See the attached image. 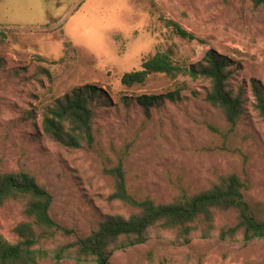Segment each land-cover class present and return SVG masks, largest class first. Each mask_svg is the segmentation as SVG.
<instances>
[{"label":"rangeland","instance_id":"rangeland-1","mask_svg":"<svg viewBox=\"0 0 264 264\" xmlns=\"http://www.w3.org/2000/svg\"><path fill=\"white\" fill-rule=\"evenodd\" d=\"M210 49L232 60L233 87H246L235 125L204 99L203 79L153 73L133 86L121 81L157 52L172 51L175 62L190 66ZM252 79L264 85V5L255 0H0L2 170L35 176L53 196L52 218L80 235L109 215L135 211L112 198L119 164L137 198L169 203L237 173L248 180L245 196L264 202V119ZM85 84L103 88L111 103L99 109L93 145L63 147L45 134L43 112ZM170 92L180 97L153 107L151 116L136 102ZM24 219L23 202H5L0 232L16 241L13 229ZM236 222L235 212L218 211L213 235L203 237L200 226L183 244L176 230L156 226L144 244L115 251L110 264H264V238L218 237L219 228ZM65 241L58 236L46 246ZM36 264L93 263H58L50 254Z\"/></svg>","mask_w":264,"mask_h":264},{"label":"trees","instance_id":"trees-1","mask_svg":"<svg viewBox=\"0 0 264 264\" xmlns=\"http://www.w3.org/2000/svg\"><path fill=\"white\" fill-rule=\"evenodd\" d=\"M255 3L264 5V0H255ZM171 23L182 37L194 39V35L179 23ZM153 73H166L172 77L186 75L207 81L209 85L204 99L219 108L232 125L237 124L244 113L246 87H233L235 74L232 60L215 49H210L200 61L190 66L175 62L172 51L157 52L143 61L142 69L124 73L121 81L124 85L133 86L145 82ZM250 87L255 109L264 119V85L260 80L252 79ZM179 97L178 92L144 94L137 97L136 102L151 116L153 107ZM124 101L129 105V99L124 98ZM110 103L103 88L93 84L82 85L46 107L43 130L63 147L91 146L96 139L95 122L99 109ZM112 171L116 179L112 198L135 211L130 215H109L91 233L80 235L75 229L63 226L52 218L50 207L53 196L38 183L35 176L24 170L5 172L0 160V207L7 201H21L25 215V219L13 229L16 241L8 240L0 232V264H36L40 258L50 254L58 263L69 258L77 263L110 264L115 251L144 244L150 237V230L156 226L176 230L179 244L189 241L200 226H203L201 235L210 237L217 230L218 211H233L237 215L236 224L218 229L220 239L234 240L241 234L242 240L248 243L264 238V202L245 196L248 180L237 173L221 176L216 183L197 194L161 203L149 197L137 198L128 192L123 164ZM58 236L66 241L48 248L46 244Z\"/></svg>","mask_w":264,"mask_h":264}]
</instances>
